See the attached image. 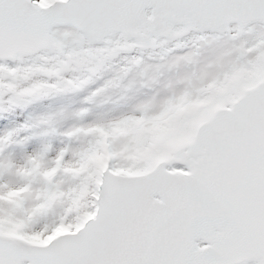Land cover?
Segmentation results:
<instances>
[{"label": "snow or ice", "instance_id": "snow-or-ice-1", "mask_svg": "<svg viewBox=\"0 0 264 264\" xmlns=\"http://www.w3.org/2000/svg\"><path fill=\"white\" fill-rule=\"evenodd\" d=\"M0 264H264V0H0Z\"/></svg>", "mask_w": 264, "mask_h": 264}]
</instances>
